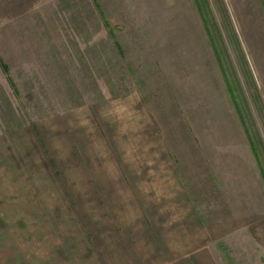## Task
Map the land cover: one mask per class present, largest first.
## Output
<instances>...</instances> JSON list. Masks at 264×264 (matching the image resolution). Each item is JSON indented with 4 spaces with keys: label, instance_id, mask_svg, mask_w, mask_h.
<instances>
[{
    "label": "rangeland",
    "instance_id": "374dc122",
    "mask_svg": "<svg viewBox=\"0 0 264 264\" xmlns=\"http://www.w3.org/2000/svg\"><path fill=\"white\" fill-rule=\"evenodd\" d=\"M264 0H0V264H264Z\"/></svg>",
    "mask_w": 264,
    "mask_h": 264
},
{
    "label": "trees",
    "instance_id": "16d2710c",
    "mask_svg": "<svg viewBox=\"0 0 264 264\" xmlns=\"http://www.w3.org/2000/svg\"><path fill=\"white\" fill-rule=\"evenodd\" d=\"M263 175H264V172H263Z\"/></svg>",
    "mask_w": 264,
    "mask_h": 264
}]
</instances>
